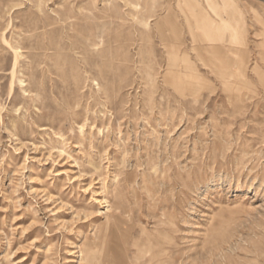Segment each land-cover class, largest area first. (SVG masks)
I'll use <instances>...</instances> for the list:
<instances>
[{
	"label": "rangeland",
	"instance_id": "1",
	"mask_svg": "<svg viewBox=\"0 0 264 264\" xmlns=\"http://www.w3.org/2000/svg\"><path fill=\"white\" fill-rule=\"evenodd\" d=\"M86 245L264 264V0H0V264Z\"/></svg>",
	"mask_w": 264,
	"mask_h": 264
},
{
	"label": "bare ground",
	"instance_id": "2",
	"mask_svg": "<svg viewBox=\"0 0 264 264\" xmlns=\"http://www.w3.org/2000/svg\"><path fill=\"white\" fill-rule=\"evenodd\" d=\"M202 11V10H201ZM203 16V15H202ZM202 16H200V17H202ZM199 17V18H200ZM204 17V16H203ZM204 18H206V16L204 17ZM202 19V18H201ZM207 19H208V17H207ZM224 20V19H223ZM229 20V19H228ZM202 21H203V19H202ZM225 21V20H224ZM233 22V21H232ZM204 23H206V20H205V22ZM199 25H201V24H199ZM199 25H197V26H199ZM206 24H204V26H205ZM207 26V25H206ZM203 27V26H202ZM210 27V26H209ZM213 27V26H212ZM203 29H204V27H203ZM218 29H219V27H218ZM201 30H202V28H201ZM199 31V30H198ZM203 31V30H202ZM208 32H210L209 30H207ZM212 31V30H211ZM199 34H201V33H199ZM213 34V33H212ZM212 34H208L207 32H206V29H205V32H203V34H201L202 36H203V38H202V41H204V42H210V41H213V40H215L214 38H213V36H212ZM81 35V34H80ZM212 37H211V36ZM216 36V35H215ZM199 39H200V37H199ZM198 40V39H197ZM202 43V42H201ZM215 43V42H214ZM199 44V43H198ZM206 44V43H205ZM209 44V43H208ZM200 45V44H199ZM203 45H204V43H203ZM200 47V46H199ZM14 52V60H13V63H12V68H11V71H10V82H9V91H11L12 92V90H14V82L15 81H13L14 80V78H15V73H16V67H17V65H18V58L20 57V54H19V52L17 51V49L16 48H14V49H12ZM201 52L202 53H204V54H206V53H208L209 54V57H210V60L212 61V62H214V60L217 58V55H218V53H219V50L218 49H216V48H213V47H211V46H208L207 44L204 46V47H202L201 49ZM238 53V60L236 61V65H237V67H239V68H242V66H244V61H243V58H242V52H240V51H238L237 52ZM148 55V54H147ZM184 55V54H183ZM185 57V56H184ZM186 59V58H185ZM201 62H202V65H206V60H205V58H202L201 59ZM207 66V65H206ZM208 67V66H207ZM212 69V68H211ZM63 76V75H62ZM24 79H22V78H18L17 79V84H18V86H19V88H20V90H21V92L22 93H25L27 90V88H23V83H24ZM11 100H14L13 98H11ZM140 148V147H139ZM163 211V210H162ZM124 213V210H123V207H122V205L119 203V201H118V225L122 222V214ZM87 246V245H86ZM81 252H83V250H81ZM160 253V252H159ZM151 259V258H150ZM80 260H83L84 262H85V264H91V260H92V250H91V247H89V246H87L85 249H84V254L82 253V255H81V257H80ZM126 261H127V259H126ZM125 261V262H126ZM151 262H153V261H150V262H148L147 264H151ZM160 263H162L161 261H160ZM159 263V264H160ZM119 264V263H118ZM128 264V263H127Z\"/></svg>",
	"mask_w": 264,
	"mask_h": 264
}]
</instances>
